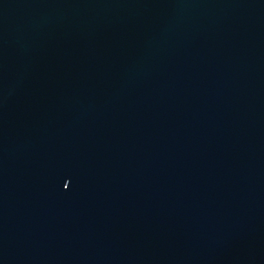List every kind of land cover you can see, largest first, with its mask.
<instances>
[{"label": "water", "instance_id": "95a60500", "mask_svg": "<svg viewBox=\"0 0 264 264\" xmlns=\"http://www.w3.org/2000/svg\"><path fill=\"white\" fill-rule=\"evenodd\" d=\"M0 264H264V0H0Z\"/></svg>", "mask_w": 264, "mask_h": 264}]
</instances>
